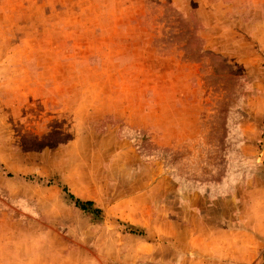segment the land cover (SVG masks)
<instances>
[{
  "label": "rangeland",
  "instance_id": "obj_1",
  "mask_svg": "<svg viewBox=\"0 0 264 264\" xmlns=\"http://www.w3.org/2000/svg\"><path fill=\"white\" fill-rule=\"evenodd\" d=\"M205 214L264 231V0H0V264H188Z\"/></svg>",
  "mask_w": 264,
  "mask_h": 264
},
{
  "label": "crops",
  "instance_id": "obj_2",
  "mask_svg": "<svg viewBox=\"0 0 264 264\" xmlns=\"http://www.w3.org/2000/svg\"><path fill=\"white\" fill-rule=\"evenodd\" d=\"M172 178V172L169 169L168 172L164 173L162 183L164 200H174L172 199L174 197L178 199L180 204L189 206L190 204H195L197 199H200L206 205H210L218 197L186 196L187 190L190 189L182 185L183 183L181 182L172 181ZM149 184L148 187L153 190L159 188L158 182L152 181ZM177 193L178 196H176ZM144 194L142 192L139 195L143 196ZM226 194L228 195L225 197L227 200H234V197H232L234 187L232 186L230 191L227 190ZM203 199H206L207 203ZM170 214H172L171 211L168 216ZM201 217V219L196 220V225L193 228L196 232L195 245L190 244L194 246L185 249V251L200 253L201 258L188 264H260L264 252V231L262 229H256L255 226L252 227L250 223L246 222L239 227H235V225L229 223V219H220L222 221L220 222L221 224L212 223L208 214ZM231 217H234L233 214ZM134 218L135 216H131L127 219L134 220ZM185 227L186 230H191L192 225L186 223Z\"/></svg>",
  "mask_w": 264,
  "mask_h": 264
},
{
  "label": "trees",
  "instance_id": "obj_3",
  "mask_svg": "<svg viewBox=\"0 0 264 264\" xmlns=\"http://www.w3.org/2000/svg\"><path fill=\"white\" fill-rule=\"evenodd\" d=\"M63 191L67 194L68 198H69L71 201H73V203H74L76 206H78L80 209H82V210H86L87 207H89V206L92 205V202L89 201V200H81V199L75 197L72 193H70V192L68 191V189H67L65 186H63ZM97 210H98V209L96 208V211H97Z\"/></svg>",
  "mask_w": 264,
  "mask_h": 264
}]
</instances>
